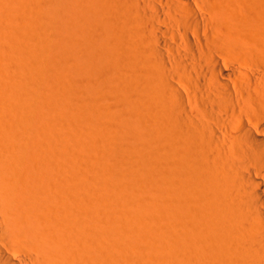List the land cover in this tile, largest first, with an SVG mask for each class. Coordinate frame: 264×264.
<instances>
[{
  "label": "bare ground",
  "instance_id": "1",
  "mask_svg": "<svg viewBox=\"0 0 264 264\" xmlns=\"http://www.w3.org/2000/svg\"><path fill=\"white\" fill-rule=\"evenodd\" d=\"M0 264H264V0H0Z\"/></svg>",
  "mask_w": 264,
  "mask_h": 264
},
{
  "label": "rangeland",
  "instance_id": "2",
  "mask_svg": "<svg viewBox=\"0 0 264 264\" xmlns=\"http://www.w3.org/2000/svg\"><path fill=\"white\" fill-rule=\"evenodd\" d=\"M12 13L14 14V17H15V16L17 17V19H16V17H15L16 21H15L13 18H12V20H11L13 23L11 22V23H12V25H11L12 28H11V33H10V38H11L10 40H11L12 43H14V42H15V43H19V42L22 41V39H28V38H20L19 40H18V38H15L14 35L17 34V31H18L17 29H15V28H17V27H15V26H16V25H19V24L17 23L19 20H22V23H29V22H30V17H29L27 14H24V16H25L26 18H25L23 15H22L23 17H22V16H19V15L17 16V15H16V11H15V12H12ZM21 17H22V18H21ZM17 20H18V21H17ZM28 20H29V21H28ZM14 21H15V23H14ZM20 22H21V21H19V23H20ZM13 27H14V28H13ZM15 31H16V32H15ZM61 68H62V67H61ZM63 71H65V70L63 69ZM59 151H62V150H59ZM61 153H62V152H61ZM68 153H69V151H67V150L63 152V154H68ZM170 231H171L172 234H175V232H174L172 229H170Z\"/></svg>",
  "mask_w": 264,
  "mask_h": 264
}]
</instances>
